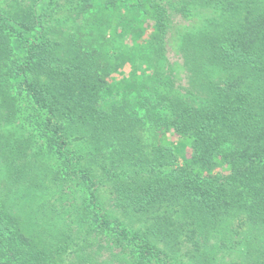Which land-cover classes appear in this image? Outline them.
I'll use <instances>...</instances> for the list:
<instances>
[{
	"label": "trees",
	"instance_id": "16d2710c",
	"mask_svg": "<svg viewBox=\"0 0 264 264\" xmlns=\"http://www.w3.org/2000/svg\"><path fill=\"white\" fill-rule=\"evenodd\" d=\"M52 1L0 11V264H264V0L182 1L186 89L164 0Z\"/></svg>",
	"mask_w": 264,
	"mask_h": 264
},
{
	"label": "rangeland",
	"instance_id": "374dc122",
	"mask_svg": "<svg viewBox=\"0 0 264 264\" xmlns=\"http://www.w3.org/2000/svg\"><path fill=\"white\" fill-rule=\"evenodd\" d=\"M28 0H0V11L4 13H10L11 15H14L18 8L23 5V3ZM167 6H169V13H170V28L168 31V38L167 40V55H168V63L174 66L175 72L178 75V80H176V85L183 87L186 89L188 87V81L187 78H185V67H184V61L182 58L179 57L178 48H179V42L181 39V36L183 32L192 24L198 22L199 24L202 22L199 18H194L192 15L188 14L186 12V16L182 14V12L185 10L186 5L183 3V0H164ZM83 5L77 3V0H53L51 3H49V12L52 13L51 19L47 22L46 26L47 30L54 27L58 32L65 31L68 28H71V17H75L77 14L81 13ZM204 11L201 12V17H203ZM67 21V22H66ZM69 22V23H68ZM198 24V25H199ZM23 109L27 110L28 101L21 98L20 99ZM100 201L103 204L105 209L108 210H114L112 209L113 201L110 200L109 193L105 192V189L102 188L100 190L99 195ZM33 201H30L28 198H21L20 200H15L14 197L11 198L10 203L11 204H35L32 203ZM37 202V201H36ZM115 212V211H113ZM122 214L118 211L115 212V216L119 217L121 220H125V222H128V220L125 219V217L121 216ZM129 223V222H128ZM131 223V222H130ZM133 224V223H131ZM134 228H137L138 224L134 223ZM65 264H73L72 260L66 261Z\"/></svg>",
	"mask_w": 264,
	"mask_h": 264
}]
</instances>
